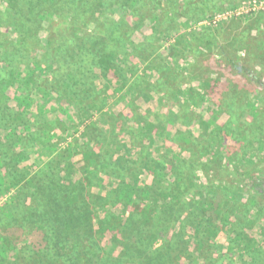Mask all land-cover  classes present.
I'll use <instances>...</instances> for the list:
<instances>
[{
	"label": "trees",
	"instance_id": "1",
	"mask_svg": "<svg viewBox=\"0 0 264 264\" xmlns=\"http://www.w3.org/2000/svg\"><path fill=\"white\" fill-rule=\"evenodd\" d=\"M241 2L0 0V91L7 95L10 87L16 90L15 102L22 108V130L7 128V123L0 127V196L17 187L0 207V239L7 246L10 232L23 234L16 238L21 244L15 252L0 254V264H179L184 258L185 264H216L214 255L224 257V245L241 261L254 264L252 250L260 251L264 242V172L245 171L256 152L248 146L237 159L235 146L226 144L230 133L217 125L214 109L231 93V83L213 76L199 80L195 99L200 102H182L193 97L192 92L180 85L173 88L170 80L178 78L169 77L165 64L167 59L179 61L181 49L174 56L157 53V44L179 38L189 21H205L224 4ZM55 16L69 23L66 30L52 33L43 28L46 18ZM143 27V38L133 41L130 34ZM195 34L216 41L206 43L222 53V42H241L264 67V12L211 23L180 39L185 37L188 44ZM40 35L46 39L38 45L43 51L33 45ZM169 48L171 53L174 46ZM142 66L156 75L153 90L168 99V114H143L139 109L136 100L153 88L144 80ZM212 67L244 71L229 56ZM247 76L264 90L256 71ZM104 83L114 92L137 90L122 112L106 114V127L91 119L94 105H88ZM200 104L211 109V119L203 120L207 131L197 138L180 130L168 136L167 125L181 118L185 108L196 110ZM254 112L255 121L245 120L241 127L243 140L237 148L252 140L253 131L257 136L264 131V103ZM60 118L71 126L90 119L82 135L91 148L75 152L71 142L67 150L58 151L54 134L41 140L40 128ZM121 136L130 148L122 149ZM77 155L84 162L78 168ZM213 166L218 172L235 171L238 179L213 180ZM99 175L115 183L114 200L129 211L124 222L113 213L98 216L99 183L94 180ZM108 197L112 199L110 193ZM157 239H162L158 248ZM261 257L257 261L264 264V254ZM229 259L227 264H235Z\"/></svg>",
	"mask_w": 264,
	"mask_h": 264
},
{
	"label": "rangeland",
	"instance_id": "2",
	"mask_svg": "<svg viewBox=\"0 0 264 264\" xmlns=\"http://www.w3.org/2000/svg\"><path fill=\"white\" fill-rule=\"evenodd\" d=\"M245 1V0H242ZM8 2V0H6ZM221 4V2H220ZM240 4V3H239ZM239 4L235 5L234 7H227V4H224L223 10L219 11L216 14H223L229 9H233L237 7ZM264 12V9H261L257 12L244 14L250 15L254 13H261ZM215 14V15H216ZM213 15L211 18H208L205 21L201 22H195V21H189V28L184 29L181 31V34L179 35V38L172 37L171 41L164 44V46H160L157 50V53L160 54L162 57L166 56H174L178 50V48L181 49L180 53V60H170L167 59L165 61V64L167 65V73L170 78H174L177 76V80H170L171 84L176 87V85H180L182 88H184L186 91L190 90L193 97H185L182 98V102H191V100H195V97H197L196 93V87L199 85V80H204L210 76L213 77H222L226 81L231 83V92L230 94H225L224 98L221 99L218 102H221L217 107L214 109V114L218 116L217 119V125L223 126L226 131L230 133V135L226 136V144L227 146L232 145L235 146L232 152H235V156L237 159H240L244 152H247L248 146L250 149L254 150L256 152L255 158H253L250 155V162H248V166L245 169V171H255L258 170L259 172H264V131L255 133L252 132L251 135V141L246 142L244 145L236 147L237 142H241L243 140L242 132L243 130L241 127L243 126V123L245 120H253L255 121L256 116L254 109L255 107H259L262 103H264V90L258 88L255 83L247 76V73L251 70H254L258 73V75L262 78L264 81V67L258 66L256 62L251 58V53L246 49V46L242 44L241 42H222V45L225 47V52L222 53L216 46H212L209 49V45H213L216 41H206L205 38L201 34H195L194 39L189 41L188 44H186L187 40L184 37L183 39H180L182 36H186L190 32H199V30L203 26H208L212 23V19L214 18ZM125 18V16H123ZM96 18V17H95ZM235 18V17H234ZM97 20V19H96ZM100 20V19H98ZM229 20V19H228ZM225 20V21H228ZM224 22V21H220ZM125 26L124 28H127L130 26V24L127 22V20L124 21ZM218 23V22H217ZM69 23L60 20L59 18L52 17L46 18V20L43 23V28L45 30H48L52 33H57L58 31H64L68 28ZM144 29H138V32L133 31L130 35H132L133 41H138V38H143L142 35L139 33ZM146 31V30H145ZM180 39V40H179ZM46 42V39L40 35V38L38 36V39L36 42H33V45L36 46L34 49H38L43 51V48L38 45H44L43 43ZM208 44H207V43ZM174 46L170 53L169 47ZM230 57L235 60V62L238 64L239 69L242 71L241 68H244L243 72L237 73L234 69H225V68H213L212 64L215 61H219V59H226V57ZM140 70L141 74L144 76V80L150 83L149 87L153 88L151 90H148L145 92L142 99H137V105L139 109L142 111L143 114H150L155 112H162L164 114H168V110L172 107L167 104L168 99L164 98L163 92H155L154 85L156 75L151 69H147L146 67H141ZM19 93L14 90L13 88H9L7 91V95L4 92L0 91V97L1 102L0 104L2 107L0 108V127L4 126L6 123L7 128H13L18 127L19 130H22L21 128V112L22 108L18 105V102H15V96H17ZM137 90L134 88H130V90L122 93V92H114L113 90L109 89L107 87V84L104 83L102 86L99 87L96 93V101L95 102H88L89 104L94 105V109L91 110L89 113H91L93 119L96 123L99 125L106 127L107 126V113L111 112H122V110L125 109V107L131 102H133L136 98ZM122 97V100H120ZM190 100V101H189ZM57 102H59L57 100ZM157 102H161L162 104L160 106L157 105ZM248 102H251L248 104ZM43 102H38L37 104H42ZM253 103V106H252ZM52 104V103H51ZM61 105V104H59ZM248 105V107H247ZM97 109V111L95 110ZM211 110V109H209ZM205 110V107L202 106V104L199 105L198 109H192L191 111L188 108H185V111H183L181 118L174 119V122L167 125V134L168 136H172L177 130H180L181 132L188 135V133H191L196 136H200L201 134H204L208 129V124H206L203 120H210L211 116L208 113L209 112ZM34 111V110H33ZM188 114L187 116H184ZM255 116V117H253ZM264 116V114H263ZM41 123H44V120L41 117H38ZM70 119V118H69ZM90 120V119H89ZM89 120L85 121V124H75L73 126L65 124V120L62 118L60 119H49L46 126H42L40 129L43 130V133L39 134L41 140H45L49 138V135L56 136L55 142L57 143L56 148L59 150H67L69 144L72 142L73 147L72 151H80V150H88L91 148L90 142L82 135L84 134V129L86 124L89 122ZM258 127V125H256ZM78 129L76 131V134L67 135L69 132H73L74 130ZM55 130V132H54ZM38 136V137H39ZM197 138V137H196ZM236 140V141H235ZM122 144V149L130 148V146L127 144V140L121 136V141H118ZM233 142H235L233 144ZM174 149L177 151H180L181 149L179 147H175ZM184 154V152H182ZM81 157L77 155L75 160H78L77 165L75 166L78 168V166L82 165L84 162L80 160ZM75 162V164H76ZM33 163H38V158L35 157L33 159ZM46 163V161H44ZM42 163V165H44ZM40 169L42 168L41 165ZM38 165L35 167H39ZM214 171L211 172L210 178L215 179H221L228 183H235V180L238 179V173L226 171L225 169H221L220 172L215 170V166H213ZM95 183H99V187L95 190L99 193V205L100 208L97 211V214L100 218L106 216L109 213H113L119 221L124 222L126 217L129 215L128 210H123L122 207H120V203L118 201L114 200V197L116 195V185L112 182L107 176L105 175H99L98 180H94ZM17 188V187H16ZM16 188L12 190L11 192H7V194L0 196V207H2L6 201L7 198L10 196H14L16 193ZM96 188V187H95ZM236 186H232L231 193L235 194ZM111 194L112 199L108 197V194ZM114 195V197H113ZM111 203H114V205H109ZM117 203V204H116ZM116 204V205H115ZM108 207L110 212L107 211L106 208ZM260 214H255L256 218H259ZM14 233H17L16 235ZM9 239L11 241L10 245H4L2 244V239H0V248H2V252L0 254L9 255L15 252V249L21 244V241L19 240L16 242V238L22 236V232L19 233L16 230L13 232H10ZM260 235V233H259ZM258 235V239L262 241L260 236ZM17 236V237H16ZM4 241V240H3ZM106 244V243H105ZM162 244V239H157L155 246L158 248ZM260 251L252 250L253 258L255 259L254 264H259L261 261L260 258L264 254V242H261ZM188 252H192L191 249H189ZM222 253L224 254V257H222V254H216L214 255L216 264H227L228 259L230 258L233 260L232 262L235 264H248L249 261H241V259L236 257V253L232 248H229L228 245H224L222 249ZM87 258H90L88 256ZM229 259V260H230ZM258 260V261H257ZM87 263V260H85ZM179 264H185V258L179 259ZM248 262V263H247Z\"/></svg>",
	"mask_w": 264,
	"mask_h": 264
},
{
	"label": "built area",
	"instance_id": "3",
	"mask_svg": "<svg viewBox=\"0 0 264 264\" xmlns=\"http://www.w3.org/2000/svg\"><path fill=\"white\" fill-rule=\"evenodd\" d=\"M264 9V0H245L242 1L237 7L229 9L223 14H216L212 19V24L220 21H225L234 17H239L244 14L257 12Z\"/></svg>",
	"mask_w": 264,
	"mask_h": 264
}]
</instances>
